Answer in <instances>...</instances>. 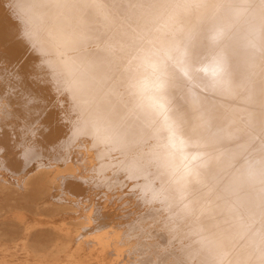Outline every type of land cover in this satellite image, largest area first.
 <instances>
[{
    "label": "bare ground",
    "instance_id": "bare-ground-1",
    "mask_svg": "<svg viewBox=\"0 0 264 264\" xmlns=\"http://www.w3.org/2000/svg\"><path fill=\"white\" fill-rule=\"evenodd\" d=\"M10 65L51 100L29 106L20 156L0 99V169L49 159L101 191L89 245L122 264H264V0H0ZM41 239L32 256L60 264Z\"/></svg>",
    "mask_w": 264,
    "mask_h": 264
},
{
    "label": "rangeland",
    "instance_id": "rangeland-1",
    "mask_svg": "<svg viewBox=\"0 0 264 264\" xmlns=\"http://www.w3.org/2000/svg\"><path fill=\"white\" fill-rule=\"evenodd\" d=\"M59 10L60 14L66 12L65 7ZM74 151L73 157L68 158L75 173L72 175L84 180L87 174L85 164ZM38 161L55 174L50 175L47 170L39 169L37 163H32L18 177L16 172L0 169V264H53L47 263L44 258L36 259L32 256L30 247L48 245L45 240H39L41 235L57 237L64 246V251L55 254L60 258V264H122L114 261L115 258L106 252H98L83 237V229L100 220L101 191H92L86 183L84 186L87 191L78 193L74 183L67 180L71 176L66 172L67 163L52 164L49 159ZM124 186L118 188V192L127 191V186ZM112 192L115 193V190ZM115 200L116 203L120 202ZM126 217L130 219L132 216L130 214V217L127 215L120 219L125 221Z\"/></svg>",
    "mask_w": 264,
    "mask_h": 264
},
{
    "label": "snow or ice",
    "instance_id": "snow-or-ice-1",
    "mask_svg": "<svg viewBox=\"0 0 264 264\" xmlns=\"http://www.w3.org/2000/svg\"><path fill=\"white\" fill-rule=\"evenodd\" d=\"M31 49V45H29ZM35 59L39 60L40 57L38 54L35 55ZM30 78L28 74L19 72L15 69L14 66H8L0 69V99H6L7 104L10 108L15 110L16 119L19 123V127L16 134H13V144L12 148L15 151L19 149L18 155L22 156L25 152V144L31 140V137L34 133L31 129H25L23 126V120L29 118L30 112L34 111L35 108H29L32 106H40L45 112L47 107L50 106L51 97L42 92H33L29 88H23L21 90L18 85L21 84L20 77ZM39 122V118L36 119L35 123ZM58 143L51 142L49 144L43 143V141H37L39 147L45 150H51ZM0 151H3V148L0 147ZM85 184L84 181H80V186Z\"/></svg>",
    "mask_w": 264,
    "mask_h": 264
}]
</instances>
